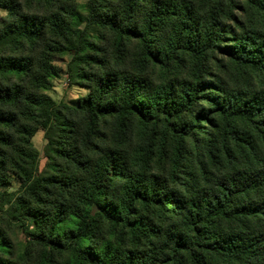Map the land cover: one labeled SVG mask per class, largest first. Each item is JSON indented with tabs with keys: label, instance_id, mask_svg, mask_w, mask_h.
Here are the masks:
<instances>
[{
	"label": "trees",
	"instance_id": "trees-1",
	"mask_svg": "<svg viewBox=\"0 0 264 264\" xmlns=\"http://www.w3.org/2000/svg\"><path fill=\"white\" fill-rule=\"evenodd\" d=\"M105 2L91 0L84 15L74 0L0 1V215L26 238L0 264H264V89L204 88L216 52L236 70L264 71V0ZM84 23L114 37L112 70ZM57 48L74 52V72L102 68L79 74L92 85L73 107L44 93L59 76ZM152 66L166 75L159 84ZM200 116L210 129L199 130ZM107 120L113 141L103 148ZM134 126L142 143L129 158ZM39 128L65 163L57 175H37ZM9 174L21 180L16 192L1 191Z\"/></svg>",
	"mask_w": 264,
	"mask_h": 264
},
{
	"label": "rangeland",
	"instance_id": "rangeland-1",
	"mask_svg": "<svg viewBox=\"0 0 264 264\" xmlns=\"http://www.w3.org/2000/svg\"><path fill=\"white\" fill-rule=\"evenodd\" d=\"M1 1V0H0ZM25 1V0H22ZM91 0H74V4L77 9L83 13L84 15H88V7ZM105 3L118 5V0H106ZM30 13H44L39 7H33L29 10ZM0 12L5 13V15L0 16V28L4 24L7 19L8 13L1 8ZM80 29L84 31L85 36L92 42L101 45L104 52L107 54L108 64H106V68L109 70L113 69V66H116V61L113 56V42L114 37L103 30H97L95 27H91L84 23L81 25ZM93 53V52H92ZM138 48L136 43L129 46L128 53L124 62L125 70H132L133 63L137 58ZM94 54V53H93ZM51 61L52 64L57 67L59 70V76L57 78H53L51 80V85L47 91L44 93L50 96L58 105H67L69 107L75 106L77 100L85 97L89 92L87 90L88 86L92 85L90 80H80L79 74H88L92 75L93 73L101 74L102 68L100 65H92L88 66L86 64H81L76 67L75 72L71 70V63L74 58V52L69 51L63 48H57L54 52L51 53ZM229 64L227 58H224L218 52L213 56V61L211 64V70L206 75L204 79L205 86L207 88L208 83H220L227 90H237L240 92H252L254 90H262L264 89V71L262 73L254 74L250 71L245 72L243 70H236ZM154 67V68H153ZM188 70H183L179 77L188 78ZM148 77L152 80L153 83L159 84L163 80L166 79V75L163 73L162 69L159 66H152V70H150ZM211 93V95L215 96L219 92L215 90H206ZM205 111L209 109L207 103H203L202 106ZM200 107L196 108V111H199ZM69 112H66L67 115ZM209 117L215 116L210 115ZM77 123V128H74L75 137L78 140L77 145L80 146V142H82L83 134H84V126L82 125V121L74 118ZM207 119L206 116H200L199 122V130L206 131L210 129V124L205 121ZM113 122L111 120H107L105 124L102 126L103 132V140H100L99 145L103 148H106L110 142L113 141L112 137V129ZM176 122L171 123V127L176 126ZM170 128V127H169ZM164 127L161 124L160 130L168 133V139L171 141V130ZM139 131L134 126L129 132L127 143L125 145V153L128 157H132L136 150L139 149L141 145V140L139 136ZM53 133V132H52ZM59 133L55 136V141L66 142V140ZM61 137V139H59ZM31 144L33 150L39 156V172L37 175L43 176H52L57 175L58 172L65 166L63 160L56 157V154L51 153L49 151V141L47 139V132L42 128H39L35 134V136L31 139ZM60 146H64L60 144ZM84 156V153L82 154ZM81 159V157H79ZM156 169H154L155 171ZM21 180L17 175L9 174L7 176L6 183L1 187V191L3 192H16L20 188ZM2 241H6L7 248L3 250L0 245V257H8V253L12 252V256L14 259H17L24 250L26 244V238L23 234V226L19 227L18 224L11 223L7 221L3 216L0 215V243Z\"/></svg>",
	"mask_w": 264,
	"mask_h": 264
},
{
	"label": "clouds",
	"instance_id": "clouds-1",
	"mask_svg": "<svg viewBox=\"0 0 264 264\" xmlns=\"http://www.w3.org/2000/svg\"><path fill=\"white\" fill-rule=\"evenodd\" d=\"M2 15H5V13H3V12H0V16H2Z\"/></svg>",
	"mask_w": 264,
	"mask_h": 264
}]
</instances>
